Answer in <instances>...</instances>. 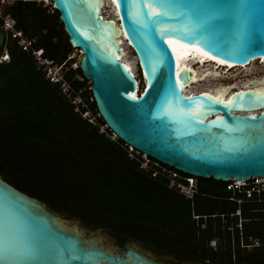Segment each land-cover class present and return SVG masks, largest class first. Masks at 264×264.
Listing matches in <instances>:
<instances>
[{"label":"water","instance_id":"95a60500","mask_svg":"<svg viewBox=\"0 0 264 264\" xmlns=\"http://www.w3.org/2000/svg\"><path fill=\"white\" fill-rule=\"evenodd\" d=\"M48 1L70 46L82 51L79 69L99 116L126 145L195 177L264 178V89L237 90L228 101L184 94L193 74L176 73L173 51L185 44L235 65L264 57V0H114L117 28L99 14L101 0ZM119 31L142 72L139 93L118 57ZM76 228L86 227L0 177V264H161L129 243L115 254L107 233L95 236L104 248Z\"/></svg>","mask_w":264,"mask_h":264},{"label":"trees","instance_id":"16d2710c","mask_svg":"<svg viewBox=\"0 0 264 264\" xmlns=\"http://www.w3.org/2000/svg\"><path fill=\"white\" fill-rule=\"evenodd\" d=\"M3 12L24 36L35 37L32 47L43 57L62 64L70 95L7 37L0 46V57L8 55L0 61L2 180L62 217L119 241H137L195 264H264V188L247 198L241 190L227 189L230 181L200 177L191 198L169 188L168 170L189 174L158 162L165 171L152 176L156 160L131 157L128 145L109 137L107 126L99 131L105 125L100 116L93 125L74 110L71 100L79 94L97 113L87 80L66 57L71 47L58 11L16 0ZM144 161L151 169L140 166Z\"/></svg>","mask_w":264,"mask_h":264},{"label":"bare ground","instance_id":"6f19581e","mask_svg":"<svg viewBox=\"0 0 264 264\" xmlns=\"http://www.w3.org/2000/svg\"><path fill=\"white\" fill-rule=\"evenodd\" d=\"M37 1H41V0H37ZM42 1L46 3H50L48 0H42ZM105 7L111 8V13L109 15H106L104 13L103 8ZM98 12L103 19L112 21L114 23V28H117L116 25L119 24V20H118V14L114 0H101L100 5L98 7ZM120 33H122L123 35L120 36ZM114 39L118 41L116 48H119L121 50V53L118 57L124 63L125 67L129 69L134 75V78L137 81V87H138L137 93H139L140 91L143 90L145 83L143 82V86L142 88H140V79H138L137 75H135L132 69V60L126 57L124 46L126 45L127 47H129L130 50L133 52L134 56L135 53L126 42L124 33L122 31H119V34L114 36ZM77 50L80 53V57H81L82 51H80L79 49ZM173 51H176V55L174 57L176 73H178L180 70L188 69L191 70L193 74L187 85L183 88L184 94H191L194 92H206L208 95L212 96L213 98H216L219 94H222V96H219L220 101H228L229 97L233 94L234 91L253 89V88L264 89V82H260L254 85L243 86L251 80H261L264 78V57L253 59L246 65H235L229 62H225L223 60L209 57L201 53L194 47L185 44L174 45ZM254 62H260V66L253 69L250 73L262 72L261 76H255L247 80L245 79L237 80L236 74L231 75L229 73L236 69H240V68L245 69ZM223 65L227 67L224 68ZM140 78L143 79L142 72H140ZM226 79H234L235 81L229 84L221 83V81H224ZM211 80L217 82L215 84H207V85L201 84L195 86V84L197 83L208 82ZM258 111L259 110H251L248 113L253 114V113H257Z\"/></svg>","mask_w":264,"mask_h":264},{"label":"built area","instance_id":"2783aa9c","mask_svg":"<svg viewBox=\"0 0 264 264\" xmlns=\"http://www.w3.org/2000/svg\"><path fill=\"white\" fill-rule=\"evenodd\" d=\"M16 0H0V29L4 33V42L7 40V37H10L12 39H15L17 41V44L20 46L22 50L25 52H29L33 57V67L36 69L42 68V70L45 72V77L48 78L51 82H57L60 84V87L62 89V92L69 96L70 87L68 84L64 81L62 77V64L56 65L52 62V60H49L42 56V50L36 49L32 47V42H34L35 39L33 38H27L24 36L22 31L18 28H16V22L15 20L8 14L3 12V8L6 6H10L15 2ZM3 42V44H4ZM70 58V57H68ZM8 55L4 53L0 57V61L7 60ZM78 99V101H76ZM74 104V110L76 112H79L81 116L85 119H87L88 122L91 124L96 123V118L89 110L87 104L81 99L79 94H76L74 96V99L72 100ZM99 116V114H97ZM114 138H118L113 133ZM129 150L132 152L135 149L131 146H128ZM140 153V152H139ZM145 155V154H144ZM145 157H147L145 155ZM155 169L152 171V176H156L158 174H163L165 171V168L160 165L158 162H155ZM140 166L145 169H151L150 166L147 165V162H141ZM166 179L168 181V187L173 188L174 190L178 191L182 195H184L187 198H191L194 194H196V177L193 175H189L187 177H181L178 172L175 170H168V174L166 175ZM180 179L184 180L185 183H183ZM259 179V178H251L250 180ZM230 183L227 186V189L230 190H238L245 193V196L247 198H250L252 196V193L255 192L257 195H259L260 191L264 188V182H255L254 185L250 186L249 188H245L248 181H240V180H229ZM259 201V199H257ZM239 203L240 200H237ZM236 214H239V211L236 210ZM253 244H257L256 242H253Z\"/></svg>","mask_w":264,"mask_h":264},{"label":"rangeland","instance_id":"374dc122","mask_svg":"<svg viewBox=\"0 0 264 264\" xmlns=\"http://www.w3.org/2000/svg\"><path fill=\"white\" fill-rule=\"evenodd\" d=\"M33 3L35 5H40L42 8H45L46 9V12H49L51 13L53 11V8L51 6V3H46V2H43V1H37V0H33ZM103 11L106 15H109L111 13V8L109 7H105L103 8ZM59 18V17H58ZM59 22H61L59 20ZM63 29V28H62ZM35 39V37L33 38ZM71 47V46H70ZM125 48V54H126V57L130 58L132 60V69L135 73V75H137L138 79H140V88H142L143 86V81L142 79L140 78V70H139V67L138 65L136 64V60H135V56L133 54V52L130 50L129 47H127L126 45L124 46ZM66 57H71L73 59V64H72V67H77L79 66V59H80V53L78 52V50L74 47H71L70 48V51L69 53L67 54ZM260 66V62H254L253 64L249 65L248 67H246L245 69H236V70H233V69H230V70H233L232 72H229L231 75H234L236 74L237 75V80H247V79H250L252 77H255V76H261L262 72H256V73H250L253 69H255L256 67H259ZM228 70V71H230ZM79 80H82V77H77ZM235 80L234 79H226L224 81H221V83H225V84H229V83H232L234 82ZM217 81H208V82H200V83H197L195 84L196 85H204V84H215ZM86 90H90V86H89V83L87 81V86H86ZM74 99V97L72 98V100ZM81 99L83 101H85L84 97L82 96ZM71 100V102H72ZM90 100V99H89ZM76 101H78V99H76ZM73 103V102H72ZM91 113L93 114V112L91 111ZM98 112L97 113H94V117L97 118L98 117ZM96 125V123L94 124ZM106 130V125H103V126H100L99 127V131L100 132H104ZM109 137L115 141H117L118 138H114L113 137V133L111 132V134L109 135ZM127 151L129 152L130 156L133 157L135 155H139L140 158H142L143 160L144 159H147V157H145V155L143 153H140L138 154L139 152L137 150H134V151H130L129 150V147L127 146ZM155 164V162H154ZM264 182V178H259L258 180L257 179H254V180H251L247 183V185H254L255 182ZM229 184V183H228ZM228 184L226 185V188L228 186ZM238 226H240L239 224H237ZM251 240V239H250ZM252 242H256V240H251ZM140 243V242H139ZM216 244V241L215 240H212L210 241L209 245L214 247Z\"/></svg>","mask_w":264,"mask_h":264},{"label":"flooded vegetation","instance_id":"af4514ba","mask_svg":"<svg viewBox=\"0 0 264 264\" xmlns=\"http://www.w3.org/2000/svg\"><path fill=\"white\" fill-rule=\"evenodd\" d=\"M76 229L82 233L84 238H95L96 239V237H95L96 235H98V234L101 235V234L107 233L109 235V237L112 239V241H113L112 243L117 248V250L111 249V250H114L115 254H120V252L125 249L126 244L129 243V245L132 246L138 252L142 253L146 257H148V258H150L156 262H159L161 264H195L193 262H188V261L182 260L176 256H173V255H168L165 253L156 252L153 249H151V248L147 247L146 245L139 243L137 241H131V240L119 241L116 238H114L112 235H110L108 232H105L104 230H102L101 232H98L97 228H76ZM96 244L98 246L107 248L104 244L99 243V240L96 241Z\"/></svg>","mask_w":264,"mask_h":264},{"label":"clouds","instance_id":"9594fccd","mask_svg":"<svg viewBox=\"0 0 264 264\" xmlns=\"http://www.w3.org/2000/svg\"><path fill=\"white\" fill-rule=\"evenodd\" d=\"M142 81H143V79H142Z\"/></svg>","mask_w":264,"mask_h":264}]
</instances>
